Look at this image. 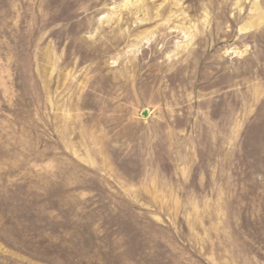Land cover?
Listing matches in <instances>:
<instances>
[{
  "label": "rangeland",
  "instance_id": "obj_1",
  "mask_svg": "<svg viewBox=\"0 0 264 264\" xmlns=\"http://www.w3.org/2000/svg\"><path fill=\"white\" fill-rule=\"evenodd\" d=\"M125 1L0 0V264H264V0Z\"/></svg>",
  "mask_w": 264,
  "mask_h": 264
},
{
  "label": "bare ground",
  "instance_id": "obj_2",
  "mask_svg": "<svg viewBox=\"0 0 264 264\" xmlns=\"http://www.w3.org/2000/svg\"><path fill=\"white\" fill-rule=\"evenodd\" d=\"M68 1L70 2V0H68ZM155 1L156 0H126L120 6L110 8L109 11L107 12V14L105 15V18H106L105 20H106L107 24H111V23L115 22L117 26H121L122 22L124 21V13H127V14H134L137 16L135 23L147 22L150 19L149 17H150V12H151V8H152L150 4L156 6L155 7V10H156L155 17L160 18L162 16L161 15V8L164 6V4L167 2V0H163L158 5L155 4ZM176 4H178V3H176ZM82 6H84V4ZM255 6H256V10H257L258 4L256 3ZM70 8H72V7H70ZM70 8L64 9L62 6V3H58L57 6L55 7V9L49 14V18L47 19L46 24H45L46 27L51 26L52 24H55L57 22H61L63 25H66V23L68 24V25H66V26H69L67 29V35L66 36L62 33L61 27L50 29L49 36H52V38L56 36V42L55 43L58 46H60L65 40H68L69 42L74 40V38L68 36L70 32H73L74 36H78L81 34L82 31L87 30L89 28V25L87 24L89 22V20L87 18V14H85L81 18L75 20L76 17H78V15L81 16L82 14L77 13L75 11H69ZM139 13H140L139 16L142 15V17L138 16ZM171 20H172L171 15H168L165 19H163V21L161 22V25L169 24ZM252 26H253V24L246 26V27H243L242 30L247 31ZM168 28H171V30L165 32L166 33L165 35H171L172 33L177 32V31L178 32H184L185 36H187V38H188L187 46H189L191 44V41L195 36V33H193V30L191 29V27L173 25V26H169ZM45 32H44V34H45ZM122 35H124V34H122ZM153 37H154L153 30H145V31L141 32L137 36V41L134 44V47H136L137 45H140L141 43H144V44L148 43L149 44V42L152 40ZM165 37H167V36H165ZM119 42L120 41L116 38L115 40H112L111 45H118ZM139 49H141V47ZM239 53H240V51H239Z\"/></svg>",
  "mask_w": 264,
  "mask_h": 264
}]
</instances>
